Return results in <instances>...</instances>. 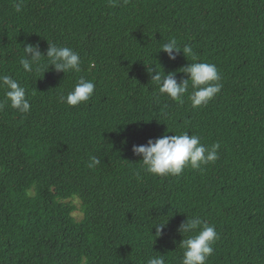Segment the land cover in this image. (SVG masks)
Wrapping results in <instances>:
<instances>
[{
  "label": "trees",
  "instance_id": "obj_1",
  "mask_svg": "<svg viewBox=\"0 0 264 264\" xmlns=\"http://www.w3.org/2000/svg\"><path fill=\"white\" fill-rule=\"evenodd\" d=\"M15 3L0 0V75L31 108L0 107V264H181L186 217L219 234L207 264H264V0ZM172 39L174 60L160 50ZM47 43L77 52L81 71L43 73L42 60L25 72L24 45ZM193 62L222 77L207 105L191 106L190 82L183 103L158 95L155 70L180 82ZM81 77L95 84L89 101L61 102ZM184 132L218 142L215 163L145 173L132 146ZM92 156L101 163L89 168Z\"/></svg>",
  "mask_w": 264,
  "mask_h": 264
},
{
  "label": "clouds",
  "instance_id": "obj_2",
  "mask_svg": "<svg viewBox=\"0 0 264 264\" xmlns=\"http://www.w3.org/2000/svg\"><path fill=\"white\" fill-rule=\"evenodd\" d=\"M24 0H16L14 9L20 12ZM110 7L119 6V0H109ZM45 53H42L38 45L26 44L23 49V57L20 65L25 72L31 73L39 71L42 60L44 72L52 70L56 72L70 73L81 71V57L70 47L57 46L54 43H47ZM170 60H174L178 50L177 42L172 39L160 48ZM185 55L195 56L190 45L185 44L182 50ZM187 78L180 82L176 79L175 73H161L155 70L151 80L157 84L158 95L166 96L171 101L183 103V97L189 90L191 93L188 99L193 108L207 105L222 89V77L213 63L193 62L182 68ZM0 89L4 90V101H0V107L4 102L16 109L20 113H28L31 105L26 98V89L9 75H0ZM95 84L81 77L75 84L72 91L66 96H61V102L68 106H78L86 103L92 97ZM220 144L213 143L210 148L203 145L200 137L189 135L184 132L179 135H161L156 139H149L146 144L133 145L131 151L133 155L140 157L139 162L143 171L147 174L168 177L179 176L186 168L194 170L201 169L202 166L215 163L218 157ZM101 163L96 157H90L89 168H94ZM166 222L157 225V234L160 233ZM178 232L183 239L179 242L182 250L181 264H207L208 258L213 254L214 243L219 239V234L214 226L202 222L199 217L188 218L182 222ZM147 264H165L164 255L150 257Z\"/></svg>",
  "mask_w": 264,
  "mask_h": 264
},
{
  "label": "rangeland",
  "instance_id": "obj_3",
  "mask_svg": "<svg viewBox=\"0 0 264 264\" xmlns=\"http://www.w3.org/2000/svg\"><path fill=\"white\" fill-rule=\"evenodd\" d=\"M74 215H75V217H76L77 219H79V218L81 217V215H80L79 212H77V211L74 213Z\"/></svg>",
  "mask_w": 264,
  "mask_h": 264
}]
</instances>
